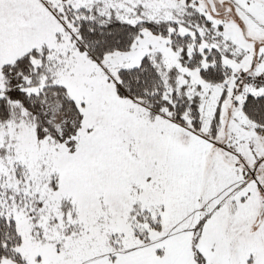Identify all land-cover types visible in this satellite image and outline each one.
I'll list each match as a JSON object with an SVG mask.
<instances>
[{"label":"snow or ice","instance_id":"6c2138e0","mask_svg":"<svg viewBox=\"0 0 264 264\" xmlns=\"http://www.w3.org/2000/svg\"><path fill=\"white\" fill-rule=\"evenodd\" d=\"M0 264H264V0H0Z\"/></svg>","mask_w":264,"mask_h":264}]
</instances>
